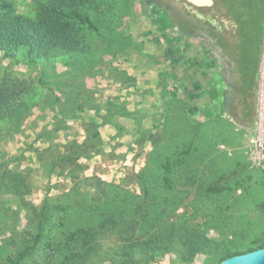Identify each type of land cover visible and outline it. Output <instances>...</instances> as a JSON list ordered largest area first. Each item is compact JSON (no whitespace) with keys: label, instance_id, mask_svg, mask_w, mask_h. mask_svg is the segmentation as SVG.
<instances>
[{"label":"rangeland","instance_id":"1","mask_svg":"<svg viewBox=\"0 0 264 264\" xmlns=\"http://www.w3.org/2000/svg\"><path fill=\"white\" fill-rule=\"evenodd\" d=\"M5 1L16 13L37 19L49 0ZM150 1L184 32H194L201 26L207 31L206 43H199V38L193 35L188 43L184 39L175 41L174 47L181 48L171 51L174 47L167 40L171 33L163 31L149 15L146 0H80V11L89 22L70 19L80 51L56 52L49 59H37L35 63L27 62L21 50L12 57L0 55V78L24 80L29 87L24 97L27 108L23 118L0 122V192H3L0 240L9 237L5 231H30L29 207L46 204L53 218L47 224L49 234L42 243L45 248L34 255L35 264L45 263L48 243L60 239L58 232L76 226L74 222H62V212L55 210L56 206L75 207L77 213L69 210L75 219L91 211L88 209L101 208L105 195L112 201L115 199L112 189L106 193L103 187L88 188L82 183L84 178L94 177L107 185L127 189L139 197L135 199L137 204L141 203L144 183L150 182L151 177L144 175L142 180L138 177L146 162L158 166L163 146L171 138L179 146L193 147L190 168L196 173L191 176L194 187L176 186L175 196L182 199L181 204L166 221L200 224L206 227L211 239L225 242L241 253L263 245L264 172L260 165L248 161L243 170L251 133L223 119L205 118L202 114L204 109L213 115L217 113L212 78L220 87L221 78L229 76L223 69L227 68L223 59H218L214 68L207 67L214 51L219 50L210 25L220 24L217 21L223 17L211 8H187L177 0ZM245 1L249 6L250 0ZM257 1L260 2L254 0V9ZM254 14L258 25L259 11L255 10ZM222 33L230 35L229 30ZM240 36L243 42V31ZM251 49L252 60H256L254 86L259 114L264 81V35L258 39L256 34ZM227 51L237 56L242 54L230 45ZM246 55L250 56L243 53ZM166 70L177 73L176 86ZM149 79L153 91L147 101V88L140 89L138 85ZM166 86L172 97L177 98L168 103L169 117L163 120L161 100L164 99L159 100V91ZM138 90L139 100L135 98ZM197 108L200 113H195ZM239 173L243 179L238 177ZM211 189L216 193L210 192ZM155 193L150 190L144 202L151 207L150 211L164 212ZM207 197L217 198L218 209ZM150 224L156 225L154 228L149 225L150 234L162 225L158 221ZM117 243L116 236L102 241L97 258L101 264H109L110 252ZM177 258L175 253H164L148 264H219V256L210 254H198L189 262Z\"/></svg>","mask_w":264,"mask_h":264},{"label":"trees","instance_id":"2","mask_svg":"<svg viewBox=\"0 0 264 264\" xmlns=\"http://www.w3.org/2000/svg\"><path fill=\"white\" fill-rule=\"evenodd\" d=\"M146 1L149 15L156 19L163 31H170L171 36L167 40L171 47H174L175 41L183 39L188 43L193 35H196V39L199 38V43L204 44L198 31L204 32L205 35L207 31L201 26L192 29L194 30L192 34L188 31L184 32L176 28L167 13L159 9L153 1ZM213 2L211 9L226 20L219 19L217 22L220 24L215 22L210 25L213 29L211 36L219 50L218 56L213 55V59L207 62V67L210 70L215 67L218 59H223L227 65V68L223 69L229 76L222 77L218 72L223 80L220 87L212 78L215 85L214 100L217 113L213 115L209 109H204L202 114L205 118L223 119L236 128L252 133L257 124L258 113L254 86L256 60L255 62L252 60L251 47L256 34L258 39H262L264 35V0L257 1L255 9L254 0H250L249 6L245 4V0H213ZM80 4V0H49L43 5L41 15L37 19H30L16 13L9 2L0 0V55L12 57L21 50L27 62L35 63L37 59H49L56 52L80 51V42L74 37L70 24V19L89 22L80 11ZM255 10L259 11L258 25L254 21ZM255 25L258 27L256 33ZM228 30L230 35H223L222 32ZM242 31L243 42L240 36ZM229 45L242 54L239 56L236 53L229 54L227 51ZM179 47L171 48V51ZM243 53L244 55L249 53L250 56H243ZM28 91L29 87L24 80L13 77L0 78V122L23 118L27 108L24 97ZM198 112L200 113L199 109H195V113ZM192 148L189 144L179 146L171 138L163 146V152L161 151L158 158L160 162L158 166H149L150 162H146L138 180H142L144 175H149L151 178L150 182L144 183L143 196L140 197L141 203L138 204L135 199L139 197L134 196L127 189L107 185L94 177L84 178L82 183L88 188L92 185L97 188L103 187L106 193L108 189H112L117 200L112 201L105 195L101 208L88 209L91 211L75 219L69 211L75 210L74 213H77L75 207L68 209V207L56 206L55 210L62 212L63 217L60 220L74 222L76 226H67L63 231L58 232L59 240L48 243L49 249L44 264H101L97 258L102 250V241L110 236H116L118 243L110 252L109 264H148L164 253H175L177 259L182 262L192 261L198 254H210L213 257L219 256L221 263L228 257L241 254L232 246H227L225 242L217 243L211 239L206 227L200 224L192 225L187 222L182 225L183 223L178 221L172 223L166 221L181 204L182 199L175 196L176 186L194 187L191 176H195L196 171L190 168V163L192 165L193 161ZM245 162L243 170L247 168ZM187 176L190 178L187 179ZM240 176L241 174L238 177ZM237 185L241 186L238 181ZM150 190L156 192L155 198L158 195L164 212L150 211L151 207L144 202ZM165 192L169 193L168 196L164 194ZM210 192L216 193V190L211 189ZM1 196L3 192H0ZM207 198V201L218 209L217 198ZM194 199L196 200L195 197ZM168 208H171L170 212H167ZM29 209L31 215L27 226L30 227V231H5L9 233V237L0 240V264H35L34 255L45 248L42 243L44 237L49 234L47 224L52 221L53 213L44 203L39 208L30 206ZM153 221H158L159 225H162L157 226L158 228L150 234L147 228ZM151 227L154 228L156 225ZM212 228L217 232L216 227ZM40 257L41 259L44 257V251Z\"/></svg>","mask_w":264,"mask_h":264},{"label":"water","instance_id":"3","mask_svg":"<svg viewBox=\"0 0 264 264\" xmlns=\"http://www.w3.org/2000/svg\"><path fill=\"white\" fill-rule=\"evenodd\" d=\"M186 3L197 7H212L213 0H183ZM214 55L218 56V50L214 51ZM261 119H262V139H263V149H262V170L264 171V81L261 99ZM219 264H264V242L261 248L251 250L245 253L236 254L231 257L226 258Z\"/></svg>","mask_w":264,"mask_h":264},{"label":"built area","instance_id":"4","mask_svg":"<svg viewBox=\"0 0 264 264\" xmlns=\"http://www.w3.org/2000/svg\"><path fill=\"white\" fill-rule=\"evenodd\" d=\"M262 119L261 113L259 112L257 118V124L254 132L251 133L250 138L247 140L246 153L248 156V162L262 167Z\"/></svg>","mask_w":264,"mask_h":264},{"label":"crops","instance_id":"5","mask_svg":"<svg viewBox=\"0 0 264 264\" xmlns=\"http://www.w3.org/2000/svg\"><path fill=\"white\" fill-rule=\"evenodd\" d=\"M167 72H170V74H171V77H172V79L171 80H173V82L175 83L174 84V86H176L178 83V81L176 80V78H177V76H176V72L174 73L172 70L171 71H168V70H166ZM146 76V75H145ZM166 78H168V77H166ZM145 80H146V78H145ZM162 82V81H161ZM161 82H160V84H161ZM177 83V84H176ZM139 88L141 89V87H144V88H147V92H148V99H147V101L150 99V97H151V93H152V83H151V81H150V79L149 80H147V81H144L143 83H139ZM138 88V87H137ZM173 88H177V87H173ZM144 91H145V89H144ZM139 90L138 91H136L135 92V95H136V99H138L139 98V96H138V94H139ZM146 92V91H145ZM160 97H159V100H161V99H164V102H163V100H161V102H162V106H161V111L163 112V120H167V118L169 117V114H168V111H169V107H168V103L171 101V100H173V99H176L177 97H172V95H173V93L172 92H169L168 91V86H166V87H163V89H162V87H160ZM168 94L170 95V96H168ZM139 100V99H138ZM178 100H175V102H177ZM144 102H146V99L144 100ZM245 155H244V158H245V161H247L248 160V156H247V153H246V151H245V153H244Z\"/></svg>","mask_w":264,"mask_h":264},{"label":"flooded vegetation","instance_id":"6","mask_svg":"<svg viewBox=\"0 0 264 264\" xmlns=\"http://www.w3.org/2000/svg\"><path fill=\"white\" fill-rule=\"evenodd\" d=\"M177 1H179V2H181L185 7H187V8H192V9H207V8H211V7H201V8H197V7H194V6H192V5H190V4H188V3H186L185 1H183V0H177ZM191 12V11H190ZM191 13H193V12H191ZM198 19H202L200 16H198ZM188 33L189 34H192V31H188ZM198 35L199 36H201L200 37V39H201V41H202V43H206V35H205V33L204 32H201V31H198Z\"/></svg>","mask_w":264,"mask_h":264},{"label":"bare ground","instance_id":"7","mask_svg":"<svg viewBox=\"0 0 264 264\" xmlns=\"http://www.w3.org/2000/svg\"><path fill=\"white\" fill-rule=\"evenodd\" d=\"M261 113V112H260Z\"/></svg>","mask_w":264,"mask_h":264}]
</instances>
